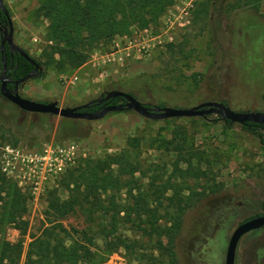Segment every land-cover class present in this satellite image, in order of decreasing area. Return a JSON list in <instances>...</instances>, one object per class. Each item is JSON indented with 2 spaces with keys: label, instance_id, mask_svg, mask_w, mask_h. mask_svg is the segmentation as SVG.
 <instances>
[{
  "label": "rangeland",
  "instance_id": "374dc122",
  "mask_svg": "<svg viewBox=\"0 0 264 264\" xmlns=\"http://www.w3.org/2000/svg\"><path fill=\"white\" fill-rule=\"evenodd\" d=\"M201 1L175 0L154 27L145 29L146 33L132 30L110 44L91 49L86 62L71 72L55 73L41 65L42 77L21 84L19 95L36 102L55 101L58 107H74L104 91L118 90L149 108L186 109L221 98L234 112L264 113V18L260 15L264 9L256 13L246 7H224L209 11L202 21L192 12ZM2 4L12 24L14 44L41 63L45 20L34 15L38 1L2 0ZM182 8H187L185 15L180 13ZM146 34L158 40L146 43L147 50H138ZM115 45L128 47L127 55L121 62L102 64L98 58L115 50ZM92 57L98 60L94 66L88 63ZM215 118L150 121L133 112H120L98 121L70 120L67 125L59 123L57 117L46 120L42 114L18 112L0 96V147L9 145L35 153L69 144L76 148L73 165L48 180L37 201L27 189L20 188L28 195L21 216L26 227L2 232L8 242L22 241L18 264L24 262L29 236L42 227L47 192L55 190L60 199L67 198L61 176L86 161L103 160L122 150L129 151L137 172L122 177L129 186L122 189L121 202L134 204L127 194L130 189L140 203L147 201L162 218L147 224L149 217L128 213V209L122 235L132 244L133 254L119 249L104 255L102 264H135L134 256L150 254L157 240L171 248L173 264H223L232 230L257 214V204L264 198V145L237 125L228 128ZM131 138L138 139L136 152L128 148ZM178 150L191 160L194 173L183 176L173 170L171 164ZM179 167L185 168L182 164ZM164 186L170 189L162 193ZM169 197L183 205L179 230L169 235L173 239L163 229L168 216L162 208L168 205ZM62 223L79 228L81 219L70 215ZM233 264H264V229L240 238Z\"/></svg>",
  "mask_w": 264,
  "mask_h": 264
},
{
  "label": "trees",
  "instance_id": "16d2710c",
  "mask_svg": "<svg viewBox=\"0 0 264 264\" xmlns=\"http://www.w3.org/2000/svg\"><path fill=\"white\" fill-rule=\"evenodd\" d=\"M37 1L34 15L45 20L44 45L40 51L42 62H38L40 65L50 67L55 73H68L77 69L86 62L91 49L110 44L115 37L127 36L132 30L140 31L154 27L163 13L175 2V0ZM227 1L203 0L192 9L193 16L203 21L209 11L218 12L224 7L233 9L246 7L256 13L264 9V0H229L231 3ZM260 15L264 18V10ZM0 18H3L1 14ZM1 55L8 67L10 55L6 46H3ZM11 59L10 79L18 80L26 76L30 65L19 55H14ZM41 77L42 75L33 79ZM106 102L109 105H117L123 100L116 97ZM217 102L227 106L228 101L220 98ZM143 106L150 107L147 104ZM16 110L25 113L17 108ZM124 112L127 111L121 113ZM42 116L46 120L52 117L47 114ZM59 121L70 124V119L61 118ZM214 121L220 120L216 117ZM222 123L228 128L236 125ZM237 126L264 145L262 136L264 125L246 123ZM15 144L16 141H13L12 145ZM138 146L137 138L129 140L128 148L131 151L136 152ZM179 152L178 150L172 161L173 170L183 176L194 173L195 168H192L191 160L185 159ZM180 164L184 165L183 170L180 169ZM135 172L137 166L130 159L128 150L106 156L103 160L86 161L82 167L78 166L65 172L60 178V185L66 190L67 198L60 199L55 190L47 192L42 227L37 234L29 236L30 241L24 252L23 264H102L104 255L119 249L132 255L133 246L122 235V229L128 223L124 215L128 217V213L132 212L136 216L146 215L151 219V222L145 221L147 224L157 223L158 219L162 218V214L157 216L159 212L155 208H150L147 201L140 203L138 198L131 194L130 189L127 194L134 200V204L125 206L121 202V191L129 186V182L122 177L132 176ZM197 172L200 173L198 169ZM169 189L168 186H164L162 193ZM166 200L168 205L162 208V211L168 216V220L164 221L163 229L168 236H172L179 230L183 205L178 203V200L174 202L171 197ZM27 201L28 195L0 172V264H18L22 254V241L18 239L15 242H8L3 238L2 232L6 228L26 227V222L21 220V216L26 210ZM257 207L259 212L249 218L264 215V198L258 202ZM70 215L80 217L79 228L63 225L62 221ZM259 230L250 233L254 234ZM171 236L169 237L173 239ZM154 245L150 254L135 255V264H173L171 248L161 240H157Z\"/></svg>",
  "mask_w": 264,
  "mask_h": 264
},
{
  "label": "water",
  "instance_id": "95a60500",
  "mask_svg": "<svg viewBox=\"0 0 264 264\" xmlns=\"http://www.w3.org/2000/svg\"><path fill=\"white\" fill-rule=\"evenodd\" d=\"M0 12L5 17V24L2 26V28H0V52L2 51L5 44L9 53H15L19 55L30 66L33 67V70L30 71L26 76L12 82V89L8 90L6 88L7 82L3 79L5 62L3 61L1 55L0 96L25 113L47 114L59 119L62 118L85 121H98L107 114L123 111L133 112L136 115L150 121H161L172 118H204L206 116L213 115L220 121L228 122L230 124L244 125L246 123H252L256 125H264V113L253 111L234 112L220 102H203L186 109L149 108L143 106V104L135 100L131 95L118 90L104 91L99 94L96 99L74 107H58L55 101L42 103L23 98L17 92L18 85L40 75L41 68L34 61V59L28 56L24 50L14 44L12 39V24L2 4V0H0ZM116 97L121 98L123 102L117 105L106 106L93 112H80V110H87L93 103L98 105L104 101L115 99ZM262 227H264V215L252 217L240 222L229 235L224 251L223 264L234 263L235 249L242 236L247 233L259 230Z\"/></svg>",
  "mask_w": 264,
  "mask_h": 264
},
{
  "label": "built area",
  "instance_id": "2783aa9c",
  "mask_svg": "<svg viewBox=\"0 0 264 264\" xmlns=\"http://www.w3.org/2000/svg\"><path fill=\"white\" fill-rule=\"evenodd\" d=\"M186 9L182 8L180 13L185 15ZM146 32L145 30L144 33ZM150 35L146 34L147 37L142 38V42L137 45L138 50L145 51L149 48L146 43L158 40L157 36ZM115 47V50L101 55L98 60L100 59L102 64L111 63L114 60L121 62L122 56L127 55L124 52L128 50V47L118 48L117 45ZM98 60H94L92 57L88 63H92L94 66L95 61L98 63ZM75 152L76 148L73 144H69L65 148L51 149L48 147L40 153L23 152L9 145H3L0 147V172L19 188L27 189L31 199L37 201L43 193L47 181L61 174L67 166L73 165Z\"/></svg>",
  "mask_w": 264,
  "mask_h": 264
},
{
  "label": "flooded vegetation",
  "instance_id": "af4514ba",
  "mask_svg": "<svg viewBox=\"0 0 264 264\" xmlns=\"http://www.w3.org/2000/svg\"><path fill=\"white\" fill-rule=\"evenodd\" d=\"M2 16H3V18H0V28H2V26L5 24V17H4V15L2 14V13H0ZM13 35V34H12ZM4 46H6L5 44H4ZM7 47V46H6ZM9 55H10V64H9V66L7 67L6 66V62H5V60H3L4 62H5V71H4V73H3V79L7 82V84H6V88L8 89V90H11L12 89V82H14V81H16V80H13V79H10V77H9V72H10V69H11V61H12V59H11V57L12 56H14V55H17V54H15V53H9ZM33 59V58H32ZM34 61L38 64V66L41 68V65L39 64V62L37 61V60H35L34 59ZM31 68H30V70H29V72L30 71H32L33 70V67L32 66H30ZM1 69V68H0ZM14 69H15V67H14ZM28 72V73H29ZM42 74V68H41V73H40V75ZM40 75H38V76H36V77H39ZM36 77H34V78H36ZM20 86H21V84L20 85H18V87H17V92H18V89L20 88ZM19 94V93H18ZM99 96V95H98ZM97 96V97H98ZM22 97V96H21ZM24 98V97H23ZM96 99V98H95ZM93 100V99H92ZM90 101V100H89ZM88 102V101H87ZM47 103V102H46ZM120 104V103H119ZM106 106H110L109 104H107V102L106 101H104V102H102V103H100V104H98V105H96L95 103H93L87 110H80V112H93V111H96V110H99V109H101V108H103V107H106Z\"/></svg>",
  "mask_w": 264,
  "mask_h": 264
}]
</instances>
